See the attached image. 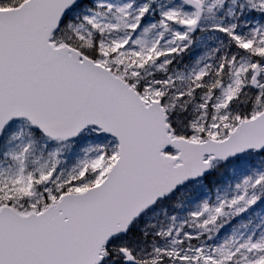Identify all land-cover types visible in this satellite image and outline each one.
Segmentation results:
<instances>
[{"label":"snow or ice","instance_id":"obj_1","mask_svg":"<svg viewBox=\"0 0 264 264\" xmlns=\"http://www.w3.org/2000/svg\"><path fill=\"white\" fill-rule=\"evenodd\" d=\"M0 264H264V0H0Z\"/></svg>","mask_w":264,"mask_h":264}]
</instances>
